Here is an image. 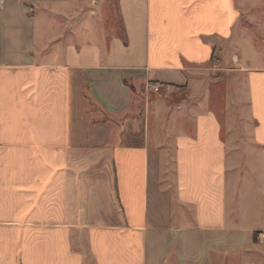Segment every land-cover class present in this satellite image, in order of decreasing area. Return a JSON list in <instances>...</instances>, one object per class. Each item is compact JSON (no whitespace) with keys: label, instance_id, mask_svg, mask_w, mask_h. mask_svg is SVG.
I'll return each instance as SVG.
<instances>
[{"label":"crops","instance_id":"0c3cea01","mask_svg":"<svg viewBox=\"0 0 264 264\" xmlns=\"http://www.w3.org/2000/svg\"><path fill=\"white\" fill-rule=\"evenodd\" d=\"M80 2L0 0V264L242 260L264 234V0H118V25ZM214 41L242 62L221 110ZM148 83L188 95L140 111Z\"/></svg>","mask_w":264,"mask_h":264},{"label":"rangeland","instance_id":"374dc122","mask_svg":"<svg viewBox=\"0 0 264 264\" xmlns=\"http://www.w3.org/2000/svg\"><path fill=\"white\" fill-rule=\"evenodd\" d=\"M79 6L76 8V13L79 15H82L84 18L87 16H93V18H98L101 16L104 17L107 22L111 20L112 24H119L118 21V11H117V1L118 0H80ZM253 10V11H252ZM249 13L248 16H254L258 13L261 15L264 14V3L262 4V7L260 8V11H254L252 8H248ZM254 14V15H253ZM263 19V18H262ZM88 20V19H85ZM84 22V24H86ZM246 27L249 26V22L246 19ZM88 25H92V23H88ZM249 28H246L244 32L248 36L251 34V28L252 24H250ZM264 31V30H262ZM261 31V32H262ZM244 33V34H245ZM246 37L245 39V46L246 49H251L252 41L256 40L257 38L253 39L252 37ZM261 36V37H260ZM259 36L260 39H257V43H264V33ZM221 44L219 41H214V53L211 58V64H212V84L213 89L211 92L210 97L212 98V104L213 107L216 110H221L223 108V102L227 98H232L235 95L234 89H233V83L236 81V72L237 70H241L242 62L241 57H239L234 50L229 47L226 51L221 49ZM224 44V43H223ZM250 46V47H249ZM224 47V46H223ZM226 47V46H225ZM261 53V54H260ZM258 54L264 56V49H259ZM248 57H250L252 60L254 56L252 54H249ZM238 59V60H237ZM245 67V66H243ZM247 68V67H245ZM188 95V88H179L174 87L170 89H164L159 94H155V96H143L144 98L140 102L139 110L142 111V109H146L147 107L149 110H153V102L156 99H161L165 101L166 103H174L177 101L179 103L180 101L184 100V98ZM257 245L262 247L263 241L257 240ZM254 250L251 251L246 255L245 258H242V260H238L237 262H234L232 264H264V255L263 252L260 250Z\"/></svg>","mask_w":264,"mask_h":264},{"label":"built area","instance_id":"2783aa9c","mask_svg":"<svg viewBox=\"0 0 264 264\" xmlns=\"http://www.w3.org/2000/svg\"><path fill=\"white\" fill-rule=\"evenodd\" d=\"M166 88V85L162 84V83H148L145 86V91L148 93H152V94H159L161 91H163ZM259 240H264V234L260 235Z\"/></svg>","mask_w":264,"mask_h":264}]
</instances>
